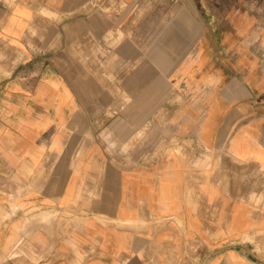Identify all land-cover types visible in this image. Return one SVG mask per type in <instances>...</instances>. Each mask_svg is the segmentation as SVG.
<instances>
[{"label":"crops","instance_id":"crops-1","mask_svg":"<svg viewBox=\"0 0 264 264\" xmlns=\"http://www.w3.org/2000/svg\"><path fill=\"white\" fill-rule=\"evenodd\" d=\"M0 264H264V0H0Z\"/></svg>","mask_w":264,"mask_h":264}]
</instances>
